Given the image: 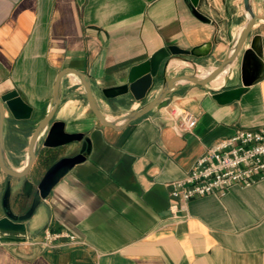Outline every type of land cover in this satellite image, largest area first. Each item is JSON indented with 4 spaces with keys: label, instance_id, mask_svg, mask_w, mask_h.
<instances>
[{
    "label": "crops",
    "instance_id": "obj_1",
    "mask_svg": "<svg viewBox=\"0 0 264 264\" xmlns=\"http://www.w3.org/2000/svg\"><path fill=\"white\" fill-rule=\"evenodd\" d=\"M252 11L259 19L219 85L184 83L166 107L118 130L99 124L75 76L63 77L53 121L85 134L90 152L52 188L24 233L0 231V264H264V178L192 199L182 215L169 211L168 184L184 178L209 147L238 130L264 127V0H252ZM198 12L210 21L199 20L189 0H0V96L14 94L30 111L28 119H16L6 110L9 165L23 168L63 70L85 73L105 117L120 124L140 103L105 100L100 91L125 84L129 70L157 50L212 44L206 57L170 58L166 79L219 66L246 23L243 0H200ZM243 70L253 83L239 100H213V93L241 86ZM173 109L192 115L194 128L179 131ZM79 149L78 143L41 149L20 179L0 169V219L8 182L10 208L23 214L47 168ZM45 230L66 232L75 242L44 247Z\"/></svg>",
    "mask_w": 264,
    "mask_h": 264
},
{
    "label": "water",
    "instance_id": "obj_2",
    "mask_svg": "<svg viewBox=\"0 0 264 264\" xmlns=\"http://www.w3.org/2000/svg\"><path fill=\"white\" fill-rule=\"evenodd\" d=\"M189 2L194 9L195 16L199 20L203 22L210 21L198 12L200 0H189ZM243 6L247 18L243 29L229 48L219 66L206 76L200 77L196 74H184L166 79L165 71L168 60L172 57H180L183 60H186V57H206L211 51V43H206L191 50H183L175 46H169L157 50L147 61L133 66L128 72L125 84L102 89L100 94L105 100L119 99L121 103L125 104L128 98L131 97L130 100H134L135 102H144L139 108L126 112L120 124L108 120L105 117L96 101L91 81L85 73L71 69L61 71L54 82L51 107L45 117L37 123L30 136L27 159L23 168L20 170L13 169L5 156L3 128L6 119V110H9L16 119H28L30 117V111L25 108L18 99H15L16 96L14 94L0 96V169L8 178L20 179L27 176L41 149L55 150L73 143L80 144L79 152L76 155L60 158L47 168L37 184L29 208L23 214H15L11 210L9 205L10 184L9 182L7 183L3 197L5 216L0 219V231L14 234L16 232L24 233L25 222L33 216L37 207L48 197L52 188L70 169L84 162L90 152L91 144L85 134L67 133L65 132V124L63 122L53 121L55 112L60 104L59 90L63 77L67 75L75 76L83 88L87 105L99 124L113 130H118L149 114L155 109L159 110L166 107L170 96L178 90L182 84L191 83L200 87H207L217 76L226 69L228 70L250 36L255 22L259 19L252 11V0H243ZM225 82L227 83L228 81ZM252 83L253 81L245 76V71L243 70L241 86L213 93L212 98L220 105L230 104L239 100L246 88ZM157 86H160L158 92L151 100L145 102L152 89ZM224 88L225 86H222L221 89Z\"/></svg>",
    "mask_w": 264,
    "mask_h": 264
},
{
    "label": "built area",
    "instance_id": "obj_3",
    "mask_svg": "<svg viewBox=\"0 0 264 264\" xmlns=\"http://www.w3.org/2000/svg\"><path fill=\"white\" fill-rule=\"evenodd\" d=\"M180 116L177 128L182 133L194 128L196 119L176 109L170 116ZM264 178V127L238 130L229 138L209 147L193 164L186 176L168 184L171 203L169 211L179 216L186 212L190 200L205 196H223L233 186L249 187ZM75 237L66 232L45 230L44 247H53Z\"/></svg>",
    "mask_w": 264,
    "mask_h": 264
},
{
    "label": "bare ground",
    "instance_id": "obj_4",
    "mask_svg": "<svg viewBox=\"0 0 264 264\" xmlns=\"http://www.w3.org/2000/svg\"><path fill=\"white\" fill-rule=\"evenodd\" d=\"M177 62H179V61H177ZM176 62V63H177ZM177 64H179V63H177ZM226 71V70H225ZM225 71L223 72V73H221L219 76H217V78H215L213 81H214V84L215 85H219L220 84V82H222L221 81V79H219L222 75H224V73H225ZM207 74L206 73H204V74H201V75H199L200 77H204V76H206ZM219 79V80H218ZM216 80V81H215ZM214 86V85H213Z\"/></svg>",
    "mask_w": 264,
    "mask_h": 264
},
{
    "label": "rangeland",
    "instance_id": "obj_5",
    "mask_svg": "<svg viewBox=\"0 0 264 264\" xmlns=\"http://www.w3.org/2000/svg\"><path fill=\"white\" fill-rule=\"evenodd\" d=\"M186 58H187V57H186ZM180 73H187V69L181 71ZM199 74L201 75L200 72H199ZM180 75H183V74H180ZM147 101H149V98H148L145 102H147ZM143 103H144V102L140 103V106H142Z\"/></svg>",
    "mask_w": 264,
    "mask_h": 264
}]
</instances>
